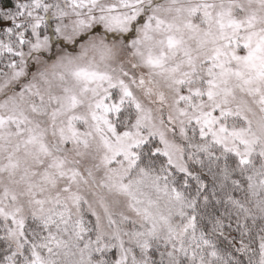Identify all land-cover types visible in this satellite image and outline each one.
<instances>
[{
  "label": "snow or ice",
  "instance_id": "snow-or-ice-1",
  "mask_svg": "<svg viewBox=\"0 0 264 264\" xmlns=\"http://www.w3.org/2000/svg\"><path fill=\"white\" fill-rule=\"evenodd\" d=\"M0 264H264V0H0Z\"/></svg>",
  "mask_w": 264,
  "mask_h": 264
}]
</instances>
